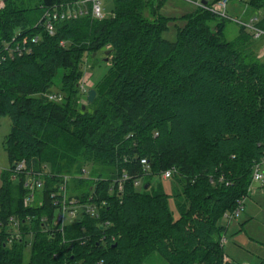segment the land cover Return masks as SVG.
I'll return each mask as SVG.
<instances>
[{
    "label": "trees",
    "instance_id": "obj_1",
    "mask_svg": "<svg viewBox=\"0 0 264 264\" xmlns=\"http://www.w3.org/2000/svg\"><path fill=\"white\" fill-rule=\"evenodd\" d=\"M74 2L5 0L0 9V116L10 118L3 142L10 165L0 171V264H141L152 252L168 264H236L222 260L219 237L224 212L246 197L253 166L264 161V44L243 25L195 6L169 40L163 33L175 18L161 12L165 0H113L103 18L55 19L50 34L44 9ZM241 4L264 28V0ZM231 21L238 25L232 38ZM14 35L31 51L11 56L6 44ZM106 45V59L94 57L107 70L82 111L87 88L78 85L87 58ZM21 159L31 169L69 175L71 195L104 201L99 216L46 229L40 217L50 223L48 194L60 177L45 172L43 203L24 206L25 176L10 172ZM169 168L174 173L163 179ZM123 171L131 177L120 193L111 180ZM11 215L20 221L17 239L8 231Z\"/></svg>",
    "mask_w": 264,
    "mask_h": 264
},
{
    "label": "built area",
    "instance_id": "obj_2",
    "mask_svg": "<svg viewBox=\"0 0 264 264\" xmlns=\"http://www.w3.org/2000/svg\"><path fill=\"white\" fill-rule=\"evenodd\" d=\"M188 3L192 4L195 7H202L211 11L215 16L228 18L236 23L243 25L247 29L251 30L253 33V37L255 39H260L262 44H264V28H261L257 25L259 15L251 14L249 16H245L244 7H242L241 14L239 16L230 15L228 12V5L232 1H236L242 3V0H205L203 3L202 0H185ZM74 6L67 5V7L63 10H58L57 6H50L44 9L43 17H45V26L50 34H53V23L52 21L55 19H70L76 18L82 14L90 12L91 16L94 18L101 19L105 16L103 12L101 1L100 0H75L72 3ZM5 5V0H0V9H2ZM38 39L37 36L31 39L32 42H36ZM6 49L8 53L12 56L13 54H22L23 52H30L31 47L26 43H20L16 40V35H14L8 44H6ZM82 90H85V87L82 86ZM48 98L51 100L59 101L61 99L58 93H49L47 94ZM261 163V162H260ZM260 163H255L253 166L252 172V185L256 181H260L264 175L260 172ZM140 164L142 168V173H148L150 169V164L148 159L145 157L140 158ZM47 166L42 165L39 170L31 169L27 166V163L24 159L17 161L11 168V177L16 178L18 175L23 174L25 179L23 180V187L27 190L26 194L23 197V205L30 206L33 202L37 201L38 204H42L43 202L39 197H37V192H42V188L44 186V176L45 172L50 177H60V180L55 182L54 190L50 191L48 197L52 203V207L54 208L52 218L50 223L48 222V217L43 215L40 217L42 222H46V229L49 231H62L64 226L68 223H73L75 220L82 218L84 216L90 215L93 217L99 216V208L104 201L96 202L92 198V194L86 197V199L77 198L69 193L68 190V181L70 176L67 174H48ZM175 171V168L165 169L161 172V177L163 179H168ZM131 176L123 171L120 175L119 179L115 178L111 180L112 185L115 183L116 189L118 191L123 190V181L127 180ZM141 183L140 178H136L133 180V185L135 187L139 186ZM244 197L239 199L236 207L232 211H226L223 214V224L227 229L230 226L232 219L239 215L240 211L243 209ZM29 219V217H28ZM9 223L14 228L10 232V238L15 237V239L21 237L20 231V221L14 215H11L8 218ZM226 231L220 237V245L223 247V244L226 241ZM64 264H77L75 261L69 262L65 261ZM99 264V263H94Z\"/></svg>",
    "mask_w": 264,
    "mask_h": 264
},
{
    "label": "rangeland",
    "instance_id": "obj_3",
    "mask_svg": "<svg viewBox=\"0 0 264 264\" xmlns=\"http://www.w3.org/2000/svg\"><path fill=\"white\" fill-rule=\"evenodd\" d=\"M103 12L108 14L113 8V0H100ZM232 3L233 6H232ZM194 6L185 0H165L161 7V12L174 17L171 20L168 29L163 36L169 40H173L175 36V25L184 24L183 15L192 11ZM230 15L239 16L242 11V4L232 1L228 5ZM238 31V25L235 22L226 24V34L230 38L234 37ZM260 56L264 57V47H261ZM108 64L105 60L96 56H89L86 62V69L80 78L78 88L82 90V86L93 88L94 81L99 79L107 70ZM61 72L54 78L53 90L59 89L61 82ZM87 92L80 96V103L86 104ZM10 130V118L8 116H0V171L7 169L10 165L7 153L4 149V138ZM260 172L264 175V161L260 163ZM165 183V181H164ZM167 186V184H165ZM181 185H177L180 189ZM39 196L37 192V197ZM170 206L173 209V217L179 216L178 211L174 207L173 197L170 200ZM187 208V207H186ZM27 223V222H26ZM14 228L8 226L9 233ZM226 231V241L223 244L224 253L223 261H233L236 264H257L261 257H264V177L260 181H256L250 187L243 202V209L239 215L232 219L230 226L222 230L220 237ZM219 237V240H220ZM26 241H32V235H26ZM220 244V241H219ZM29 247V245H28ZM26 247L27 249H29ZM141 264H168L157 252H152L146 256Z\"/></svg>",
    "mask_w": 264,
    "mask_h": 264
},
{
    "label": "water",
    "instance_id": "obj_4",
    "mask_svg": "<svg viewBox=\"0 0 264 264\" xmlns=\"http://www.w3.org/2000/svg\"><path fill=\"white\" fill-rule=\"evenodd\" d=\"M203 3H205L206 1L205 0H202ZM108 45L106 46H102L99 50H97L96 52L93 53V56L95 54H98V55H102L104 58L106 57V55L110 52V50H107ZM106 59V58H105ZM96 92H95V89L94 88H89L87 90V96H86V100L87 102H91L93 99H94V96H95ZM85 108V104H82L81 105V110L83 111ZM148 185V183H146L145 187Z\"/></svg>",
    "mask_w": 264,
    "mask_h": 264
},
{
    "label": "crops",
    "instance_id": "obj_5",
    "mask_svg": "<svg viewBox=\"0 0 264 264\" xmlns=\"http://www.w3.org/2000/svg\"><path fill=\"white\" fill-rule=\"evenodd\" d=\"M234 3H232V6H233Z\"/></svg>",
    "mask_w": 264,
    "mask_h": 264
}]
</instances>
